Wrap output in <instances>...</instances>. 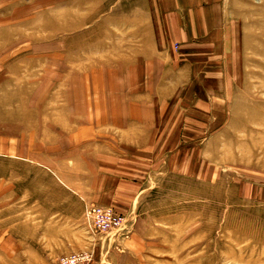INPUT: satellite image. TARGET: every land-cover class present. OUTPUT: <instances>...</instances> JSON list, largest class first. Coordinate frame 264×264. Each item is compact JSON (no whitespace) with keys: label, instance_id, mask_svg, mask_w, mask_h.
<instances>
[{"label":"rangeland","instance_id":"rangeland-1","mask_svg":"<svg viewBox=\"0 0 264 264\" xmlns=\"http://www.w3.org/2000/svg\"><path fill=\"white\" fill-rule=\"evenodd\" d=\"M154 3L0 0V264H264V0L187 49Z\"/></svg>","mask_w":264,"mask_h":264},{"label":"crops","instance_id":"crops-1","mask_svg":"<svg viewBox=\"0 0 264 264\" xmlns=\"http://www.w3.org/2000/svg\"><path fill=\"white\" fill-rule=\"evenodd\" d=\"M153 5V7L148 4L133 8V10H159L160 16L164 19V23H160L157 27L154 21L148 22L153 34L149 41L151 49L166 46L165 41L157 40L156 31L170 32L173 35L172 38L183 49L212 48L214 47L212 43L218 40L217 34L226 23L224 20L226 0H155ZM116 177V172H102L97 179L94 178L90 188L70 190L74 194H80L77 198L79 203H85V205L89 202L99 203L103 201V194H114ZM74 198L75 196L70 194V199ZM104 202H107V199L104 198Z\"/></svg>","mask_w":264,"mask_h":264},{"label":"built area","instance_id":"built-area-1","mask_svg":"<svg viewBox=\"0 0 264 264\" xmlns=\"http://www.w3.org/2000/svg\"><path fill=\"white\" fill-rule=\"evenodd\" d=\"M86 219L91 230L96 233H107L120 230L123 227V219L112 209L105 207H91L86 211ZM90 254H75L61 258V264H86L90 262Z\"/></svg>","mask_w":264,"mask_h":264}]
</instances>
